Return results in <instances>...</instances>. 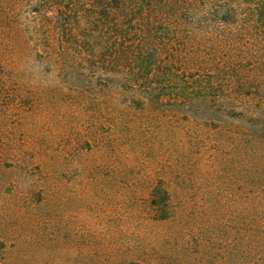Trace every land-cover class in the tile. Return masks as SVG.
Returning a JSON list of instances; mask_svg holds the SVG:
<instances>
[{
  "label": "trees",
  "instance_id": "trees-1",
  "mask_svg": "<svg viewBox=\"0 0 264 264\" xmlns=\"http://www.w3.org/2000/svg\"><path fill=\"white\" fill-rule=\"evenodd\" d=\"M23 56L80 111L60 138L89 199L185 223L195 196L215 236L238 204L214 264H264V0H0V111L42 102ZM37 160L26 171L48 169Z\"/></svg>",
  "mask_w": 264,
  "mask_h": 264
},
{
  "label": "rangeland",
  "instance_id": "rangeland-1",
  "mask_svg": "<svg viewBox=\"0 0 264 264\" xmlns=\"http://www.w3.org/2000/svg\"><path fill=\"white\" fill-rule=\"evenodd\" d=\"M16 62L27 76L25 83L43 92L36 95L42 97L39 105L0 111V137L13 154L3 161H17L13 170L0 167V264H197L201 257V264H214L213 254L229 253L232 236L240 232L235 234L230 221L238 204L227 202L215 236L202 231L210 215L202 214L195 196L187 199L185 223L143 217L137 205L117 207L89 199L91 192L71 182L69 139L60 138L78 126L79 109L57 104L49 90L64 88L53 67L26 56ZM38 157L48 169L26 171Z\"/></svg>",
  "mask_w": 264,
  "mask_h": 264
}]
</instances>
